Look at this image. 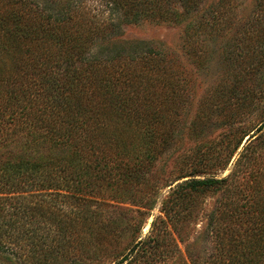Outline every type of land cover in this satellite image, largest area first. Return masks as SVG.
I'll return each mask as SVG.
<instances>
[{"label":"trees","instance_id":"1","mask_svg":"<svg viewBox=\"0 0 264 264\" xmlns=\"http://www.w3.org/2000/svg\"><path fill=\"white\" fill-rule=\"evenodd\" d=\"M203 1L107 0L108 15L91 22L83 0H0V264L96 258L102 232L127 235L117 264L165 260L173 252L169 224L186 228L196 193L209 188L222 199L179 264H264L257 199L264 0L242 19L234 0L206 11ZM193 13L184 29L194 60L207 55L208 38L225 39L222 78L195 109V90L172 54L113 40L123 24L180 23ZM214 117L226 134L214 146L183 150L184 133L205 139ZM236 155L231 172L218 177ZM168 181L179 182L163 202L164 217L140 237L145 210ZM122 199L137 208L117 205Z\"/></svg>","mask_w":264,"mask_h":264},{"label":"rangeland","instance_id":"2","mask_svg":"<svg viewBox=\"0 0 264 264\" xmlns=\"http://www.w3.org/2000/svg\"><path fill=\"white\" fill-rule=\"evenodd\" d=\"M107 0H83L81 5V11L88 18L86 21L100 20L105 18L108 15L109 7L106 3ZM219 0H204L203 1V10H208L211 6L215 7ZM256 0H234V12L238 16V18L242 19L251 14L253 9L255 8ZM175 7L178 11L183 12L184 7H182L179 3H176ZM189 18L183 22H175L174 20H162V19H152L145 18L136 23L123 24L121 35L114 37L113 40L116 42H146L152 44L156 50H163L167 53H170L176 59L175 63L180 65V70L183 71V76L187 77L190 80V85L195 90L196 98L191 101L193 109H195L198 105V101L201 100L202 96L205 95L213 86L217 85L220 82V79L223 75L224 66L222 63V45L225 39L221 38V36H216L214 40L208 38L209 48L207 49L208 53L205 57L200 61L194 60V58L188 54L186 45H185V25L190 19L192 20L195 17L193 13L192 16H188ZM180 18V19H181ZM115 22L121 23V18L115 16L113 18ZM235 30H233L234 32ZM232 32V33H233ZM227 35L230 36L231 32H227ZM143 71V66L141 67ZM192 112V111H191ZM214 121H212V125L210 132L207 133L205 139L204 137L188 139V135L184 133V143L182 145V149H188L187 153L190 154L193 151L197 150L199 146L203 147H211L214 146V142L220 140L224 134H226V130L224 127L217 126V118L214 117ZM204 140V142H203ZM181 147V144L178 146ZM241 151V149H239ZM59 152V150H55ZM44 153V151H41ZM177 152V151H176ZM66 153V152H64ZM45 154V153H44ZM176 156V153H172L169 158H164L166 162L172 160ZM237 155L232 159L229 163L226 170L216 172L218 177H224L228 175L237 159ZM258 198L260 199V206L258 208V212L260 215V225L259 234H260V248L264 247V149L261 150L260 156L258 158ZM196 178H204V176L198 175ZM175 179V176H170L169 181ZM168 181V182H169ZM182 181V180H180ZM179 182V181H177ZM176 183H162V188L155 194V205L152 209H146V215L142 217L143 225L142 232L139 235L140 237H145L148 232L151 230V224L157 217H164L163 212V202L166 200L173 189V186ZM172 184V185H171ZM105 195H110L111 190L109 189L105 192ZM222 194L220 191H215L214 189H204L196 193V201L197 205L194 212V218L190 224L180 232H176L172 226L169 224L168 229L170 235L168 238V243L170 249L173 250L171 252V257L164 260V258L156 259V261L151 262L150 264H179L181 259L180 255L187 258V244L188 242L194 241L199 236V233L205 228L207 223V217L210 212L214 211L217 208L218 202L222 199ZM125 201V202H122ZM117 205L121 207H128L131 209H136L137 206L129 203L127 200H120V202H116ZM261 228V230H260ZM263 229V230H262ZM99 246H96V258L85 259L84 261H80L79 263H68L67 261L62 262V264H117L124 257V252L127 249V241L121 237L115 239L114 233H100ZM105 234V235H104ZM263 234V235H262ZM262 235V236H261ZM174 238L173 240L170 239ZM184 238H188V240H182ZM162 250V248L160 247ZM160 250V251H161ZM83 253V249H77L76 252L73 253L72 257L79 258ZM81 259V258H80ZM188 259V258H187ZM128 261H125L122 264H129ZM133 264H144L143 260H137ZM148 264V263H146Z\"/></svg>","mask_w":264,"mask_h":264}]
</instances>
